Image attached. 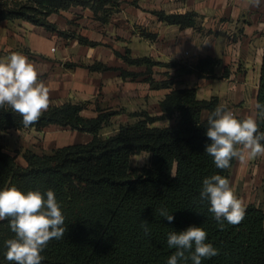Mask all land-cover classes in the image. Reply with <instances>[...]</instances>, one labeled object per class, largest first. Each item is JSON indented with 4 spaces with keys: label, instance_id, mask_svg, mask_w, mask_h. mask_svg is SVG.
<instances>
[{
    "label": "trees",
    "instance_id": "obj_1",
    "mask_svg": "<svg viewBox=\"0 0 264 264\" xmlns=\"http://www.w3.org/2000/svg\"><path fill=\"white\" fill-rule=\"evenodd\" d=\"M122 2L0 0V21H23L68 36L48 21L49 15L80 6L90 9L95 19L104 24L119 12ZM151 13L166 24L199 29V15L195 11L153 10ZM145 35L155 37L151 33ZM78 39L87 46L98 44L83 37ZM114 54L129 66L145 67L139 72L119 69L123 80H140L151 89L169 90L158 103V114L145 110L129 112L132 122L119 124L114 133L102 136L101 130L110 125L111 119L126 111L96 104V115L86 117L82 111L89 102L67 101L51 104L37 123L25 127L22 117L8 105L0 108V133L27 128L42 131L49 125H58L92 136L87 143L65 145L40 155L25 149L20 152L24 165L18 164L15 156L0 144V190L15 186L25 193L39 190L46 194L50 189L61 205L65 217L64 237L47 244L41 252L44 257L41 264H167L176 251L168 247V234L180 233L190 226L202 227L207 232L206 243L219 250L215 257L202 258L201 264H264V206L247 205L245 218L239 225L225 221L220 230L209 211V202L200 200L203 180L215 174L228 179L235 160H231L230 168L222 170L205 152L211 143L206 136L207 119L220 106L218 98L199 99L194 87H173L174 78L183 74L214 77L220 59L204 56L192 64L161 63L149 56L133 57L127 47L123 53L114 50ZM5 55L8 53L0 51V59ZM158 65L175 68L174 74L162 81L155 80L153 67ZM86 68L90 71L117 69L100 62L87 64ZM257 102L264 104V48ZM162 120H170L172 124L154 126ZM257 123L259 132H264V120L257 117ZM142 152L150 155L149 163L132 167L131 157ZM161 208L173 215V221L159 215ZM143 221L148 223V234L141 227ZM14 237L9 221H0V264H13L5 259V241ZM178 264L193 262L178 260Z\"/></svg>",
    "mask_w": 264,
    "mask_h": 264
},
{
    "label": "crops",
    "instance_id": "obj_2",
    "mask_svg": "<svg viewBox=\"0 0 264 264\" xmlns=\"http://www.w3.org/2000/svg\"><path fill=\"white\" fill-rule=\"evenodd\" d=\"M122 1L119 12L104 24L95 19L90 9L80 6L49 15L48 21L68 36L23 21H0V51L8 53L2 58L13 52L23 54L36 67L39 80L50 89L52 105L67 101L89 102L82 115L93 117L96 104L103 108H118L120 100L129 96L126 95L129 82L143 86L142 96L148 94L157 98L154 114L159 113L158 103L169 91L165 88L151 89L148 83L140 80H123L119 69L139 72L145 67L127 65L114 54V50L123 53L127 47L133 57L149 56L161 63L177 61L192 64L200 57L211 56L221 61L214 70V77L198 78L195 74H183L174 78L173 87H194L199 99L217 97L220 106L232 110L235 115L246 117L256 112L254 106L264 48V0L258 8L251 6L248 0ZM153 10L165 13L195 11L199 15V29L179 28L161 22L151 13ZM146 33L155 37L151 39ZM78 37L98 44L94 47L81 44ZM112 43L124 45L120 50ZM128 43H144L147 50L135 54ZM72 47L80 49L74 52L70 50ZM103 50L107 53L101 54ZM93 62L117 69L90 71L86 65ZM65 63L74 65L66 66ZM174 71L172 67L154 66L153 78L162 81L172 76ZM248 96H253V99L248 100ZM162 121L168 123L157 125L161 122L158 121L154 126L172 124L170 120ZM21 131H30L41 139V147L27 148L38 155L92 139L88 133L58 125H49L42 131L34 128ZM228 180L245 206H264V156L244 161L235 159Z\"/></svg>",
    "mask_w": 264,
    "mask_h": 264
},
{
    "label": "clouds",
    "instance_id": "obj_3",
    "mask_svg": "<svg viewBox=\"0 0 264 264\" xmlns=\"http://www.w3.org/2000/svg\"><path fill=\"white\" fill-rule=\"evenodd\" d=\"M248 3L258 8L261 0H248ZM5 105L22 117L25 127L37 123L51 105L50 89L39 80L36 67L21 53L13 52L0 59V108ZM254 107L258 111L243 119H238L224 106H218L208 116L206 136L211 143L205 152L213 157L217 168H230L234 158L244 161L264 156V144L261 143L264 132H259L257 123V117L264 120V104L257 102ZM200 200L209 202V211L220 230H223L225 221L235 226L245 218L244 202L238 198L230 181L219 174L203 180ZM159 215L169 222L174 219L164 208L159 210ZM4 220L9 221L15 234L14 238L5 241V259L13 264H41L44 260L41 252L47 244L63 238L66 231L61 205L50 189L46 194L39 190L25 193L15 186L0 190V221ZM147 224L146 221L141 224L145 234L149 232ZM206 240L207 232L202 227L190 226L180 233H169L168 247L176 251L167 264L188 259L193 264H201L202 258L217 256L219 250Z\"/></svg>",
    "mask_w": 264,
    "mask_h": 264
},
{
    "label": "rangeland",
    "instance_id": "obj_4",
    "mask_svg": "<svg viewBox=\"0 0 264 264\" xmlns=\"http://www.w3.org/2000/svg\"><path fill=\"white\" fill-rule=\"evenodd\" d=\"M16 35H18L16 33ZM123 35V34H122ZM115 45L118 49H122L123 43H112ZM132 47V51L135 54H141L142 52L147 50V46L144 43H128ZM80 48L78 47H72L70 50L74 52H78ZM96 53V52H95ZM107 53L103 50L104 54ZM142 85L136 86L135 84L129 82V93L126 95H129L126 99L120 100V105L118 108L113 109H119L126 112L121 113L118 116H115L112 119V122L110 125L104 127L101 130V135L106 136L110 135L115 132L119 124L126 123V122H132L133 118L130 117L127 113L137 110H146L150 114H154L156 112V97L154 95H148L142 96V92L144 91ZM123 98V97H122ZM248 100L253 99V96H248ZM107 107V106H106ZM110 108V107H108ZM112 109V108H111ZM232 111V110H231ZM167 121H161L158 122L157 125H165L167 124ZM38 137V136H37ZM34 136V133L30 131H17V130H9L5 132L0 133V144L3 146L5 151H7L9 154L15 156V161L18 164H22L23 160L20 155V152L27 149V148H34L42 146L41 139ZM52 150V149H51ZM50 150L44 151L48 152ZM147 157V158H146ZM150 155L146 152H142L140 154L133 155L130 159V164L132 167H141L145 166L149 163Z\"/></svg>",
    "mask_w": 264,
    "mask_h": 264
},
{
    "label": "built area",
    "instance_id": "obj_5",
    "mask_svg": "<svg viewBox=\"0 0 264 264\" xmlns=\"http://www.w3.org/2000/svg\"><path fill=\"white\" fill-rule=\"evenodd\" d=\"M51 50H54V47H51Z\"/></svg>",
    "mask_w": 264,
    "mask_h": 264
}]
</instances>
